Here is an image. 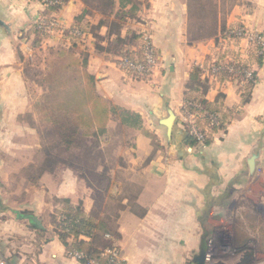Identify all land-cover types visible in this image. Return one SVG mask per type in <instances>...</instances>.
I'll return each instance as SVG.
<instances>
[{
    "label": "crops",
    "instance_id": "crops-1",
    "mask_svg": "<svg viewBox=\"0 0 264 264\" xmlns=\"http://www.w3.org/2000/svg\"><path fill=\"white\" fill-rule=\"evenodd\" d=\"M137 1V18L128 19L121 34L134 30L149 37L155 66L148 76L119 66L117 53L109 51L112 37L106 26L97 31L98 41L88 32L72 46L61 31H55L37 43L31 24L43 10L41 3L0 0V260L7 264H83L69 256L47 218L41 217L54 211L55 198L80 202L85 213L96 209L100 217L109 218L126 264H208L203 257L209 242L219 243L223 238L229 239L231 247L220 255L232 253L223 263L235 264L236 246L250 247L253 240L264 244V0L229 4L213 0L214 11L208 18L215 34L193 40L191 27L206 22L207 15L196 19L191 0ZM83 8L81 0H66L53 15L67 29ZM99 19L98 14L88 15L84 22L96 25ZM235 25L262 35L256 53L250 43L221 39L225 29ZM45 45L48 55L54 56L50 61L41 57L40 68L57 61L63 50L72 49L74 58L85 59L83 69L94 77L96 93L137 113L141 123L135 129L122 127L126 134L132 133L131 152L115 154L120 162L116 160L114 168L105 172L107 186L91 185L83 171L61 163L45 170L48 174L41 175L39 188L33 192L14 187L13 191L29 194L14 203L5 187L7 177L14 174L7 160L23 161L37 153V135L27 132L31 125L26 115L33 113L27 116L37 130L42 120L37 103L46 92L43 79L30 83L25 67L32 51L42 49V53ZM128 47L138 54L140 43ZM225 63L255 70L251 87L235 84L236 74L208 73L210 65ZM194 70L205 89L203 98L221 119V127L211 131L203 145L189 143L178 120L183 102L189 101L184 94L190 90ZM195 91L192 94L198 95ZM111 122L119 125L118 118L109 120L108 126ZM26 133L34 138L32 153L19 155L17 144L27 138ZM100 158L104 159L103 153ZM95 194L101 197L98 205ZM29 216L37 218L39 227ZM259 255L264 256L254 253Z\"/></svg>",
    "mask_w": 264,
    "mask_h": 264
},
{
    "label": "trees",
    "instance_id": "trees-1",
    "mask_svg": "<svg viewBox=\"0 0 264 264\" xmlns=\"http://www.w3.org/2000/svg\"><path fill=\"white\" fill-rule=\"evenodd\" d=\"M66 0H57V2L43 5V10L39 12L43 18L50 20L55 18L53 13L57 11ZM84 8L82 12L75 17V23L70 28L62 29V36L69 39L72 46L83 39L85 33H92L93 38L100 40L98 30L102 26L107 27V33L112 40L109 41L111 46L110 52L117 53L118 57H126L133 62H143V40L147 34L138 33L134 30H126L125 34H121L124 24L128 19H136L139 1L137 0H81ZM200 5V0H191L189 6L195 8V5ZM129 6V7H128ZM194 10V9H193ZM98 14L100 19L96 25H89L84 22L86 16H94ZM235 25L225 29L222 34V40L227 43H239L240 38L233 33ZM32 33L36 36V42L48 36L49 33L42 32L36 27V21L31 24ZM60 29V27H57ZM73 29H78L80 33L74 34ZM191 31V30H190ZM189 31V32H190ZM197 36L193 39L207 38L215 34L214 25L207 26L206 22H201L199 28L195 32ZM149 39V37H148ZM221 40V41H222ZM140 43L138 54L132 52L128 44ZM71 46V48H72ZM251 50L257 52L261 46L250 42ZM256 50V51H255ZM154 51V49H153ZM259 55H257L258 57ZM54 64V63H53ZM53 64L46 72L44 81L46 83V92L42 95V99L37 106L42 112L43 119L54 126V132L64 146L68 149L75 144L77 135H81L82 140L85 138H93L98 141L96 147H99V140L107 134L109 129V120L119 119V125H116L118 131L125 129H135L140 123V116L132 111L123 109L119 106L111 104L106 99L99 96L95 91L94 77L83 69L85 59H77L73 57L72 49H66L60 52L55 65L60 67L54 69ZM242 64V63H241ZM249 68V65L243 64ZM60 68V69H59ZM256 75L255 70H253ZM222 76V75H221ZM192 85L190 90H186L184 94L185 100L199 103L203 109L204 118L197 123L199 129L205 134L204 144L209 141L211 131L221 127V119L217 110L213 109L203 98L202 81L199 79L197 70L191 73ZM233 82L241 84L247 88L251 87L252 81H244L239 74L234 75ZM198 95H193V91ZM198 90V91H197ZM205 113H214L217 116L219 123L215 125L209 124ZM117 114L118 116L114 117ZM187 140L191 144H196L198 141L186 129ZM99 139V140H98ZM92 152V149H90ZM102 154V152H100ZM94 158L89 156L88 161H93ZM58 163L69 165L68 161L60 159L58 155L51 151L43 153V161L41 167L47 171L52 170ZM91 185L102 188L107 186L109 179L105 176V171L96 173L93 169L92 174L85 172V168L81 169ZM105 176V178H104ZM92 177L96 179L93 181ZM55 209L52 215L53 232L59 237L66 247V250H76L83 253L88 258L99 260L104 263L106 260L103 255L106 249H118L117 238L118 233L116 227L110 222L109 218L100 217L98 210H92L85 213L82 210L81 203H71L67 198H55ZM16 215L19 212L15 211ZM84 236V237H81ZM252 246H246L245 243L240 247H235L237 253V264H252L255 261L254 253L262 252L264 254V244L256 240L250 241ZM219 256L218 262L215 264H224L223 257ZM223 259V261H221ZM83 263V261H80Z\"/></svg>",
    "mask_w": 264,
    "mask_h": 264
},
{
    "label": "rangeland",
    "instance_id": "rangeland-1",
    "mask_svg": "<svg viewBox=\"0 0 264 264\" xmlns=\"http://www.w3.org/2000/svg\"><path fill=\"white\" fill-rule=\"evenodd\" d=\"M231 2H233V0H227L228 4ZM200 5L201 7L196 4L194 8L195 14L197 16L196 19L199 17L201 19L203 17H206L204 15H207L206 24L207 26H209L211 19H209L208 16L211 14L212 11H214V6H213L214 2L213 0H200ZM35 19H37V17ZM199 25L200 23L198 25L195 24L193 25V27H191V31L189 32V37L191 40H193V36H197L195 32L199 28ZM31 36L33 37V39L36 38V36L33 34ZM39 50H42V49H39ZM39 50H35V52L32 51L31 56H29V59H28L29 65L25 67V74L27 75V78L29 79L30 83H32V81L34 83L39 82L41 79L44 80V77L46 76V72L48 71L47 68H50L52 64L51 62L50 64H47V65H45L46 63H44L43 68H40L39 64L42 62L41 57H45V58L47 57L48 61H50V59H52L54 55L53 54L48 55L49 50H48L47 45H45L43 49L44 51L42 53H40ZM56 58L58 59V57ZM54 59H53V62L56 60ZM53 66L55 70H57V68L60 67L59 65L58 66L55 65V62ZM32 87L35 88L34 86H31V88ZM29 114L32 117L33 113L32 112L27 113V115ZM27 115H26V120H28L27 123L31 125V128H29L27 132L31 131L34 133V135H37V141L39 142V148H38L37 153L34 154V156L30 154V156H28L29 158L23 161L22 159H19L17 157L14 158L13 160L11 159L7 160L10 162L11 169H13V172L11 173H14V174H11L9 177H7V180H6L7 185L5 186L7 189V195H9L10 202L18 203L24 198H26V196L29 195V194L27 195L26 191H22V192H18L17 190L13 191V188L18 185L23 186V188L27 189L30 192H33L34 190L39 188V184H40L39 180L41 178V175L45 176L46 174H48L45 171V169L41 167L42 161H43V153L47 152V150L51 151L53 154L58 155L60 159H64L68 161V164H69L68 167H72L74 168V170L76 171L78 170L79 172H82L81 169L84 167L85 172L88 174H92L93 169H98L99 171L105 170V172L108 171L109 173V170L111 168H114L113 166L117 160V157L115 156V154H117L118 152H125V151L131 152L130 151L131 150L130 149V146H131L130 136H132V133L128 132L126 134L125 130L118 131L115 124H113L114 122L110 123L111 126H109L107 134L103 136L102 138H100L101 140L98 139L100 142L99 147H96L98 144V141L94 140L93 138H90L89 140H82L81 135L78 134L75 139L74 146L70 147L68 150V149H65L64 146L61 144V142L58 140L55 132L53 131L54 126H52V124L46 122L42 117V120H40V124H38L39 127H37V130H36V128L34 129V126H32L33 120L31 118H28ZM116 116L118 115L115 114L114 117ZM26 137H27L26 139L19 140L20 144L19 143L17 144V146L20 145V148L17 149V153H19V155L32 153L31 148L33 146L32 145L33 139H34L33 135L26 133ZM90 149H92V152H90ZM100 152L103 153L104 159L100 158V155H101ZM89 156L94 158V160L88 161ZM117 162H120V161L117 160ZM58 164L61 165V163H58ZM13 165L15 167L12 168ZM92 179L94 181L96 178L92 177ZM49 180L50 179H48V181ZM100 198L101 197H99L98 194H95L97 205L99 204ZM52 213L48 217H45V215L41 217L43 219L47 218L48 223H50L53 228V224H52L53 214ZM231 254L232 253L230 252L225 254L228 256L223 257L224 261ZM218 256L221 257L222 255L218 254ZM217 259H219V257ZM223 259H221V261H223ZM233 260L236 261L237 257H235ZM252 264H264V256L263 255L256 256L255 261Z\"/></svg>",
    "mask_w": 264,
    "mask_h": 264
},
{
    "label": "built area",
    "instance_id": "built-area-1",
    "mask_svg": "<svg viewBox=\"0 0 264 264\" xmlns=\"http://www.w3.org/2000/svg\"><path fill=\"white\" fill-rule=\"evenodd\" d=\"M39 2H43V5L51 4L57 2V0H38ZM57 18H53L47 20L43 18L41 15L37 16L36 19V27L42 31L47 32L49 34L55 31H61L63 27L58 25ZM60 27V29H57ZM74 34L80 33L78 29H73ZM233 33L240 38V40L246 43H254L260 46L263 43L262 35L259 32L253 31L245 26L236 27L233 30ZM143 55L144 60L143 62H133L132 60L126 57H118L117 62L121 68L129 70L135 75H142L148 76L152 72V69L155 66V56L153 52V47L151 45L148 36H144L143 40ZM208 73L212 74H219V73H228L229 75L239 74L244 77L245 80H249L254 82L255 75L252 70L239 68L238 66H234V64L225 63V64H212L209 66ZM209 124L215 125L218 123L217 116L213 113H205ZM204 118L203 109L199 103H195L192 101H185L183 102L180 111L178 113V120L180 127L186 129L192 134L195 139L198 141V144H204L205 134L199 129L197 123L202 121ZM84 237V236H81ZM85 238V237H84ZM87 239V238H85ZM231 244L229 239L223 238V240L219 243H212L209 242V246L207 251L204 254V261L208 264H215L218 262V254H223L224 252H228L230 250ZM224 250V251H223ZM69 256L75 258L76 260L83 261V264H102L99 260L94 258H88L83 253L78 252L76 250H69ZM105 255L106 260L103 264H126L120 257V253L118 249H106L103 252ZM81 263V262H80ZM0 264H7L5 260H0Z\"/></svg>",
    "mask_w": 264,
    "mask_h": 264
},
{
    "label": "water",
    "instance_id": "water-1",
    "mask_svg": "<svg viewBox=\"0 0 264 264\" xmlns=\"http://www.w3.org/2000/svg\"><path fill=\"white\" fill-rule=\"evenodd\" d=\"M29 218L39 227V221L37 220L36 217L34 216H29ZM203 257V251H201L200 255L198 256V258L201 260V258ZM202 263V261H201Z\"/></svg>",
    "mask_w": 264,
    "mask_h": 264
}]
</instances>
